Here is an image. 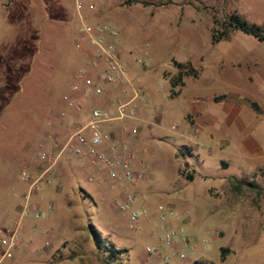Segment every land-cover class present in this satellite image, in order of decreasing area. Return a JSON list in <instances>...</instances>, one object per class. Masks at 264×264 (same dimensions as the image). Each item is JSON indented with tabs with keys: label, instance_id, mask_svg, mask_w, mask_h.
I'll return each instance as SVG.
<instances>
[{
	"label": "rangeland",
	"instance_id": "rangeland-1",
	"mask_svg": "<svg viewBox=\"0 0 264 264\" xmlns=\"http://www.w3.org/2000/svg\"><path fill=\"white\" fill-rule=\"evenodd\" d=\"M136 1L147 5L112 9L122 28L114 44L128 77L144 91L136 110L153 104L165 116L117 120L141 165L132 169V184L114 188L85 160L77 161L78 173L68 170L62 182L47 176L30 192L20 180L22 170L39 167L38 146L49 144L47 112L63 106L60 82L77 53L75 4L61 1L66 17L60 38L52 40L38 21L23 24L11 14L0 20V232L20 224L12 257L1 264H264V42L234 30L211 43L212 19L221 23L232 13L264 34V0ZM187 61L197 77L181 73L176 81L174 62ZM117 96L100 101L112 115L125 101ZM95 99L90 105L102 108ZM66 127L51 130L60 131L56 143L67 136ZM189 175L193 180L185 179ZM231 178L258 189L242 184L234 190ZM127 191L135 196L133 209L144 210L135 222L115 206ZM159 204L174 210L165 222ZM163 228L182 229L189 239L179 248L183 259L161 244ZM146 247L157 253L147 254Z\"/></svg>",
	"mask_w": 264,
	"mask_h": 264
},
{
	"label": "built area",
	"instance_id": "built-area-1",
	"mask_svg": "<svg viewBox=\"0 0 264 264\" xmlns=\"http://www.w3.org/2000/svg\"><path fill=\"white\" fill-rule=\"evenodd\" d=\"M83 6L82 0H75V9L78 13ZM118 30L115 25L82 23L80 28L81 40L91 47L89 63L85 60L86 64L83 63L76 73L67 79V90L61 95V101L65 105V109H51L46 115L44 138L49 144L38 146V151L34 155L39 161L38 163L43 166V170L36 177H33L26 170H22L19 175L21 181L29 183V192L41 179L53 174L63 157L69 160H85L115 183V185H111V188L116 185L132 184L134 173L132 171L133 150L131 146L122 134L115 136L112 132L102 129L103 125L110 127L117 120L135 119L138 111L134 101L144 92L142 88L135 86L128 77L115 44L106 40L107 34L115 37ZM76 47L79 48L80 44H76ZM89 68L96 69L99 73L93 77L89 73ZM102 84H119L122 86L123 93L129 95L127 100L117 104V114L112 115L100 107H91L87 113H84L83 120L75 121L68 127L65 139L56 143L57 137L51 131L54 121L66 119L68 115L66 109H70L76 114H83L86 106L85 102L88 99L103 96ZM130 133L136 134L137 128L132 127ZM88 181H92V178L89 177ZM28 196L29 194H25V199ZM134 202V194L127 191L123 193L121 200H117L115 203L116 208L119 210L129 212L131 222H135L139 214L144 213V210L133 209ZM25 209H27V205L24 206V210L20 214L21 218ZM156 210L158 218L162 222H165L167 215L174 213L172 207L163 206L162 204H159ZM34 216L37 218L38 213ZM19 225V223L16 224L10 234L0 232V264L4 259L12 257ZM177 232H179V236L176 238ZM160 242L162 245L174 249V256L181 259L185 257L179 248L187 246L189 239L184 235L182 229H164ZM145 251L147 254L157 253V250L153 247H146ZM166 257L164 256V259Z\"/></svg>",
	"mask_w": 264,
	"mask_h": 264
},
{
	"label": "crops",
	"instance_id": "crops-1",
	"mask_svg": "<svg viewBox=\"0 0 264 264\" xmlns=\"http://www.w3.org/2000/svg\"><path fill=\"white\" fill-rule=\"evenodd\" d=\"M50 1H51V5H49ZM61 1L62 0H14V1L0 0V20L2 21L9 14H11L13 17H16V20H18L17 22H21L23 24H27V23L30 24V23H34V22L38 21L40 24L41 23L44 24L43 31L48 33L46 36H48V38H50L51 40L56 39L59 37V34H60L59 30L62 29V26L60 24L62 22H64L63 18L66 17V13H65L66 10L63 8ZM82 1L84 3V6L80 10L79 13L76 11V9L73 8L75 10V11H73V14H74L76 21H77L76 22L77 25L75 27L76 35H77V39L75 41V48L77 49V53L73 57L72 65L69 66L70 68L67 69L68 73L62 78V80L60 82L61 87H62V94L67 90L66 89L67 88L66 87L67 79L72 77L76 73L78 68L83 63L86 64L85 60H87V63H89V58L91 56V47L86 42L81 40L80 28H81L82 23H88V24L103 23V24H105L104 22L109 20V22H111V24H109V25H115L120 30V29H122L121 25H119L115 22V17H114L115 15H114L112 9L113 8H115V9L116 8H123V7H125V8L130 7L131 8V7H135L136 5L143 6L142 4L140 5V3L137 2L136 0H133L129 4H128L129 0H82ZM134 1H136V2H134ZM74 4H75V0H74ZM27 27H30V30L32 32L35 30L30 25H28ZM27 29L25 30V32H27ZM119 30H118V32H119ZM28 31H29V29H28ZM116 36L113 37L112 35L107 34L106 40L113 42V43H116ZM78 43L80 44L79 48L76 47V44H78ZM51 46H52V43H51ZM89 73L94 77L97 73H99V71L96 69L93 70V69L89 68ZM102 85H103V89H104L103 96H101L100 99L99 98L95 99L96 102H98L100 105L102 104V103H100L101 100L107 101V98H111L115 94L118 95L117 98L119 100H126L127 99L128 94L123 93L121 85H119V84H102ZM150 98L148 100H150ZM62 104H63V102H62ZM85 104H86V106H85V110H84L83 114H76L72 110L66 109L67 114H68L66 119L56 120L58 122L57 124H56V121H54L53 127L51 128V130L54 129V127L58 129V127L61 126V132L57 129L52 131L56 135L57 141L59 140L58 134L62 133V130H64L67 125L71 126L73 124V122L83 120L84 113H87L91 107H95V106L90 105L89 99L85 102ZM102 105L103 106H101V107L103 109L107 110L108 112H110V114H112L111 113L112 108H109L106 104H102ZM154 106L155 105H153V104H152V106H149L148 103L142 105L138 110L139 118L145 120V119L153 117L155 120H157V122L160 121L162 119L163 115L165 116V114L163 113V115H162V113L158 112ZM58 108L65 109V105L63 104V106H59ZM102 129L103 130L107 129L105 131H110L115 136L120 135L117 121L113 122L110 127L108 125H103ZM130 146L133 150L132 167L134 169L136 166H140L141 163L136 161V147L133 146L132 144H130ZM188 151H189L188 154L191 155V153H192L191 150L188 149ZM77 161L78 160H69V159H65L64 161H60L59 164L56 166L53 174H49L48 178H50L51 180L56 178L62 182V181H64L65 174L67 173L68 170H71L72 172L74 170L75 174L78 173L79 172L78 168L80 166H78V168L75 166V165H77ZM37 165L39 167L29 170L30 174L33 177L38 176L39 173H41V171L43 170L42 165H40L39 163ZM76 177H77V175H76ZM185 179H187V178L185 177ZM191 180H193V177ZM2 182L3 181L0 179V185ZM118 186L120 187L121 185H118ZM44 189H46V188H44ZM114 191H116V190H112V192H114ZM0 217H1V215H0ZM168 224L169 225H166V226H171L170 224H172V222L169 221ZM196 249H198V246L195 247V251H196Z\"/></svg>",
	"mask_w": 264,
	"mask_h": 264
},
{
	"label": "trees",
	"instance_id": "trees-1",
	"mask_svg": "<svg viewBox=\"0 0 264 264\" xmlns=\"http://www.w3.org/2000/svg\"><path fill=\"white\" fill-rule=\"evenodd\" d=\"M132 1L133 0H129L128 3H131ZM195 1H198V0H195ZM134 2H136V1H134ZM140 3L142 5H147L145 2H143V3L140 2ZM212 24L217 25V27H215V26L211 27V43L212 44H216L221 40L228 39L230 32L234 31V30L241 31L242 33H244L246 35H250V36L254 37L256 40H258L259 42H264V34L260 31V27L258 25H255V24L248 23L246 20L241 18L236 13H232L230 15H227L221 23H218L217 20H215L213 18ZM174 66L179 70L178 79L176 81H181V76H182L181 73H185L187 75H192L194 77H197V72L192 67L191 62H189V61H187L185 63L174 62ZM176 81L172 80L170 82L172 88H174L175 86L178 85V83ZM181 85H183V82H181ZM172 94H173V92H172ZM224 98H225V96H222L219 100H223ZM219 100H215V101H219ZM251 106L255 111L260 112V107L256 102H252ZM187 179L191 180L192 176L189 175ZM229 182H230V184L234 190H238L242 184H245L249 187H254V188L258 189L257 184H255L252 181H244V180H239L237 178H231L229 180ZM90 231H91L92 235L94 236L96 247L99 248L101 238H100L98 232L94 228H91ZM224 251H226V248H222V257H221L222 260L224 259V254H223ZM192 264H214V263H207V262L195 260L192 262Z\"/></svg>",
	"mask_w": 264,
	"mask_h": 264
}]
</instances>
